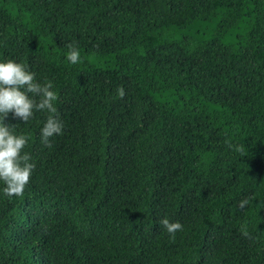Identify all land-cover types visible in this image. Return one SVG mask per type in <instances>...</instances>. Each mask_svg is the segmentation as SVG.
<instances>
[{"label": "trees", "instance_id": "trees-1", "mask_svg": "<svg viewBox=\"0 0 264 264\" xmlns=\"http://www.w3.org/2000/svg\"><path fill=\"white\" fill-rule=\"evenodd\" d=\"M0 264H264V0H0Z\"/></svg>", "mask_w": 264, "mask_h": 264}]
</instances>
